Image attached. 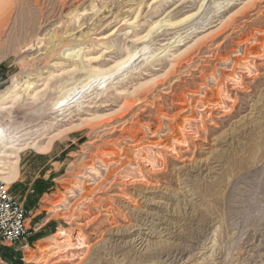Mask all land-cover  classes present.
I'll return each mask as SVG.
<instances>
[{"label":"rangeland","instance_id":"obj_1","mask_svg":"<svg viewBox=\"0 0 264 264\" xmlns=\"http://www.w3.org/2000/svg\"><path fill=\"white\" fill-rule=\"evenodd\" d=\"M129 53L21 153L12 264H264V0H0V93L39 83L20 129Z\"/></svg>","mask_w":264,"mask_h":264},{"label":"bare ground","instance_id":"obj_2","mask_svg":"<svg viewBox=\"0 0 264 264\" xmlns=\"http://www.w3.org/2000/svg\"><path fill=\"white\" fill-rule=\"evenodd\" d=\"M12 11L14 10L12 9ZM9 13H11V11ZM5 15L6 14H4V16ZM67 52H64L65 56L67 55L68 57H75L73 55V53L75 52L73 53L70 52L71 54H68ZM76 56H78V54ZM134 56H136L135 53L134 54L129 53L127 56L122 58V60H120L115 65L114 68L107 69V70L100 69V68H94L86 72V77L84 80L80 82L74 81L68 87L67 86L58 87V88L56 87L58 90L57 97L53 100V104L50 109L51 114H54V115H52L50 120L44 121V122L42 121L43 124L38 129L35 128L36 130H31L27 128L20 129L21 126H19V124L16 123L17 116L15 115L16 114L15 106L18 103H20V100L23 99L24 101L26 99L25 96L30 97V98H36L39 92L35 93V95H32V92H34L36 86H38L37 84L39 83H37V81L33 77H32L33 79L28 78L27 80H21V81L20 80L18 81L15 78L13 80L12 86L5 89L3 92L0 93V178L3 181L7 182L9 185H11L12 183L18 180L19 164L21 161L22 152H25L27 150H33L40 154H46L50 152L53 143L57 140H60L66 134V132L70 129L66 126L72 123L71 121L72 109L80 106L81 103L79 104V102H80V99L83 98V95H85L84 92L87 91L88 89H91L96 83L102 82L103 79H105L106 77L113 75L116 71H120V69H122L123 66L128 64L129 61ZM61 64L62 63L54 64V65H61ZM74 65L77 71V69H79V67L77 66V63H74ZM73 71L74 70H72V72ZM45 72L46 71H44V73ZM33 75L35 76V74ZM59 76L60 74L58 75L52 74L50 79L52 78L51 80H53V78H57V77L59 78ZM37 77L39 78L40 75L36 76L35 78ZM72 97L73 98L77 97L76 100L74 99L75 101L73 100V103L71 102L72 100H70ZM92 119H89V120H92ZM64 121L68 122L69 124L67 123V125H63L62 122ZM59 126H62L65 128L59 129L58 128ZM84 126H85V122H82L81 124L80 123L76 124L75 128L77 130V129H81ZM36 131L38 132V137L36 136L34 137V134ZM61 234L64 235L65 233L62 232ZM34 258L37 260L40 259L39 256H34Z\"/></svg>","mask_w":264,"mask_h":264},{"label":"built area","instance_id":"obj_3","mask_svg":"<svg viewBox=\"0 0 264 264\" xmlns=\"http://www.w3.org/2000/svg\"><path fill=\"white\" fill-rule=\"evenodd\" d=\"M32 235L28 210L12 192L11 185L0 178V245L12 247Z\"/></svg>","mask_w":264,"mask_h":264},{"label":"crops","instance_id":"obj_4","mask_svg":"<svg viewBox=\"0 0 264 264\" xmlns=\"http://www.w3.org/2000/svg\"><path fill=\"white\" fill-rule=\"evenodd\" d=\"M10 251L11 250H8L6 247L0 245V264H12L14 260L12 258L13 254L11 255Z\"/></svg>","mask_w":264,"mask_h":264}]
</instances>
